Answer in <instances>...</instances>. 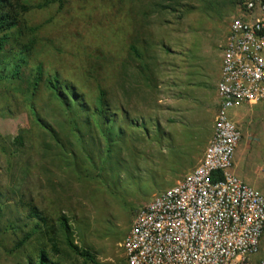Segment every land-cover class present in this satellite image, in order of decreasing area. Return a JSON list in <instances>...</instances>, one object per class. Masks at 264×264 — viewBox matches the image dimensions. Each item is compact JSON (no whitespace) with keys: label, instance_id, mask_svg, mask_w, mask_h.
Here are the masks:
<instances>
[{"label":"rangeland","instance_id":"1","mask_svg":"<svg viewBox=\"0 0 264 264\" xmlns=\"http://www.w3.org/2000/svg\"><path fill=\"white\" fill-rule=\"evenodd\" d=\"M236 2L11 0L15 26L0 49V264L36 263L40 251L58 264H126L120 243L134 212L181 181L212 135L218 47ZM54 79L75 97L71 109L78 100L77 116ZM100 93L109 144L94 119ZM231 118L242 133L234 175L264 192V104Z\"/></svg>","mask_w":264,"mask_h":264},{"label":"built area","instance_id":"2","mask_svg":"<svg viewBox=\"0 0 264 264\" xmlns=\"http://www.w3.org/2000/svg\"><path fill=\"white\" fill-rule=\"evenodd\" d=\"M223 44L213 132L197 165L137 209L126 264H264V192L232 172L242 133L230 113L264 104V0H237Z\"/></svg>","mask_w":264,"mask_h":264},{"label":"trees","instance_id":"3","mask_svg":"<svg viewBox=\"0 0 264 264\" xmlns=\"http://www.w3.org/2000/svg\"><path fill=\"white\" fill-rule=\"evenodd\" d=\"M10 7H11V0H0V49H2L3 45L5 44L7 40V33L15 26V21L9 12ZM132 51L135 52L133 49ZM48 84L50 85V88L53 90V92L57 95V97L60 98L64 102L65 110H68L71 113H73L74 117L77 116L79 113H81L80 109L77 108V106H79L78 100H76L77 102L75 101V105H74L75 107L72 106V109L70 108V104L67 103V101H69L68 99L75 98V97H72L70 90L64 87L62 88L61 86L58 87V82L56 79L49 81ZM87 111L88 110L85 109V112ZM94 112H95L94 113L95 123L98 126L99 130H101L102 133L105 134V136L103 135V139L105 140L106 143L109 144V142H111L112 140L111 137L113 136V134H112V131L111 132L109 131V127L107 125H109L113 120L110 119L111 118L109 114L110 109L108 108V105H105L103 93H100V97L97 100V106H95L94 108ZM71 129L72 131H75V132L79 131L77 130L78 125L76 121L72 122ZM122 132L123 130H119V134L117 136L119 137V135L123 134ZM76 134H77L76 139H79L78 141L82 143L81 136L78 133ZM109 150L110 149L106 148V153ZM35 230H37V226H34V230L31 231L29 234H27L25 238H23L22 241L17 245L18 249L23 247V245L32 237L33 233L35 234ZM67 245L71 247L72 249H76L70 242H68ZM87 259L91 263H94V260L90 256H87ZM27 264H58V263L52 262L44 251H40L36 263L28 261Z\"/></svg>","mask_w":264,"mask_h":264},{"label":"crops","instance_id":"4","mask_svg":"<svg viewBox=\"0 0 264 264\" xmlns=\"http://www.w3.org/2000/svg\"><path fill=\"white\" fill-rule=\"evenodd\" d=\"M219 48V50H220V52H219V68H218V70H217V72H216V78H215V80H214V82H215V92H214V97L213 98H211L210 99V108H211V111H210V114L213 116V117H215V114H216V111H217V103H218V99H217V92H216V86H217V83H218V80H219V74H220V68H221V61H222V51H221V48H222V46H219L218 47ZM184 90V89H183ZM202 91V94L199 92V91H197L196 90V92H195V96H196V98H198V99H204V97H205V92L203 91V90H201ZM185 92V91H184ZM197 92H198V94H197ZM180 95H182V94H180ZM213 105V106H212ZM238 110V109H237ZM237 110H234V111H237ZM180 111V110H179ZM232 116V112L230 113V117ZM236 158H237V156H236ZM191 171V170H190ZM190 171H188L187 173H189ZM232 172L233 173H235L236 175H239L237 172H236V169H235V165L233 166V170H232ZM186 173V174H187ZM185 174V175H186ZM184 175V176H185ZM183 176V177H184ZM254 188V187H253ZM256 189V188H255ZM257 190H259V189H257ZM260 191V190H259ZM260 192H263V191H260Z\"/></svg>","mask_w":264,"mask_h":264}]
</instances>
